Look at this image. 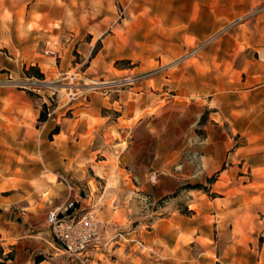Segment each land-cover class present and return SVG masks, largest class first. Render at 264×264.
<instances>
[{
	"label": "rangeland",
	"instance_id": "374dc122",
	"mask_svg": "<svg viewBox=\"0 0 264 264\" xmlns=\"http://www.w3.org/2000/svg\"><path fill=\"white\" fill-rule=\"evenodd\" d=\"M56 1L84 25L76 34L69 21L61 36L42 42L35 57L54 75L28 77L31 56L0 49V219L31 229V210L70 201L92 213L99 241L84 263L62 251L45 222L54 264H157V223L172 216L180 241L197 252L212 238L208 201L235 190L229 176L264 177L255 167L264 133L234 132L230 115L238 88L264 82V0ZM229 88L235 92L225 97ZM43 103L47 120L39 121ZM236 124L255 131L264 119ZM213 164L224 169L211 184ZM132 231L135 247L115 250V238ZM228 260L216 264H236Z\"/></svg>",
	"mask_w": 264,
	"mask_h": 264
},
{
	"label": "crops",
	"instance_id": "0c3cea01",
	"mask_svg": "<svg viewBox=\"0 0 264 264\" xmlns=\"http://www.w3.org/2000/svg\"><path fill=\"white\" fill-rule=\"evenodd\" d=\"M5 8L12 14L11 16L6 17ZM23 8L26 14L19 15L18 11ZM31 11L39 17H33ZM54 21L58 22L55 26ZM69 21L76 22L78 26L76 34H78L79 25L83 26L84 21L81 19L77 21L66 14L63 8H59L56 0H0V49H23L24 54L31 56L30 66H38L44 74V79L51 77L54 75L52 68H44L45 60L35 56L43 55L42 42L52 43L53 37L61 36L65 32ZM33 22L38 23L42 28L27 27ZM23 25H26L24 31ZM25 41L31 42L26 44ZM43 48L49 50L47 47ZM233 90L229 88L223 91L227 94L220 91L218 93L221 94V98L223 94L227 95L225 97H230L231 92H235ZM237 90L241 99L234 102L239 106L230 109L231 119L235 123L231 129L239 134H246L248 130L254 135L263 134L264 126L256 128L255 131L249 126L241 130L237 127L236 121L264 119V82L244 85ZM216 94L217 92L214 95ZM214 99L216 98L209 100V103L211 104ZM221 113L223 114L222 111ZM53 135L58 136L60 132ZM49 140L53 141L52 137ZM260 155L261 162L255 165L257 169L264 168V152ZM212 166V174L208 177L217 175L224 169L217 164ZM229 178L235 183V190L215 196L221 200L219 203L215 201L217 198L213 197L208 201L212 208L211 216L214 217L211 224L212 238L208 236V243H200L197 252H193L192 242L185 244L180 241L181 228L178 222L180 219L172 216L157 223L158 238L162 239V246L157 248V253H161L162 259L158 260L157 264H216L224 257L229 259L228 262L232 261L236 264H264V187L254 186V184H264V177L258 173L251 181H245L242 175L229 176ZM216 181L217 178L213 183ZM45 211L46 209H35L29 212L28 222L31 229L0 219V250L3 255L12 253L11 264H54L48 260V258L54 260L53 257H48L53 254L51 251L53 242L45 228L44 215L47 213ZM214 230H216L215 235ZM198 231L200 229L197 228L196 232ZM133 233L134 231L125 238V241L115 238V250L127 246L133 249L135 247ZM199 236L198 234L197 237ZM260 238H262L261 242ZM37 254L43 255L44 259L35 263L34 257ZM136 262L135 258L122 259L116 261V264H141V261Z\"/></svg>",
	"mask_w": 264,
	"mask_h": 264
},
{
	"label": "built area",
	"instance_id": "2783aa9c",
	"mask_svg": "<svg viewBox=\"0 0 264 264\" xmlns=\"http://www.w3.org/2000/svg\"><path fill=\"white\" fill-rule=\"evenodd\" d=\"M138 78L134 77L127 82L134 83ZM72 192L74 188L68 185ZM76 202H79L74 197ZM80 203L75 206L72 201L58 207L49 209L45 216V222L50 227L53 235L59 241L62 251L71 259L84 263L87 251L91 247H97L99 230L92 213L81 214Z\"/></svg>",
	"mask_w": 264,
	"mask_h": 264
},
{
	"label": "trees",
	"instance_id": "16d2710c",
	"mask_svg": "<svg viewBox=\"0 0 264 264\" xmlns=\"http://www.w3.org/2000/svg\"><path fill=\"white\" fill-rule=\"evenodd\" d=\"M25 74H28V77H35L37 79H44V74L40 71V68L36 65H31L28 69L23 70ZM31 94L32 92L29 91ZM47 106L45 103H43V107L39 113L38 120L39 121H46L47 120ZM59 132V126L57 125L52 131H50L49 135L52 137L53 134ZM216 180V174H213L210 177H207V181L209 183H213ZM185 186L189 188H199V189H205L203 184H195V185H190L186 184ZM206 191V189H205ZM13 259L12 253H7L5 255L2 254V250H0V264H11L10 261ZM44 259L43 255L37 254L34 257V262L38 263Z\"/></svg>",
	"mask_w": 264,
	"mask_h": 264
},
{
	"label": "bare ground",
	"instance_id": "6f19581e",
	"mask_svg": "<svg viewBox=\"0 0 264 264\" xmlns=\"http://www.w3.org/2000/svg\"><path fill=\"white\" fill-rule=\"evenodd\" d=\"M94 84H96V85H102L104 83H102V82H94Z\"/></svg>",
	"mask_w": 264,
	"mask_h": 264
}]
</instances>
